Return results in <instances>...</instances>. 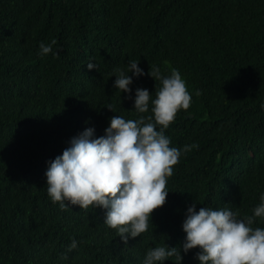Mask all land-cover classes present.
<instances>
[{
    "label": "trees",
    "instance_id": "1",
    "mask_svg": "<svg viewBox=\"0 0 264 264\" xmlns=\"http://www.w3.org/2000/svg\"><path fill=\"white\" fill-rule=\"evenodd\" d=\"M131 60L145 75L120 93L113 70ZM153 65L163 76L177 69L192 96L165 130L170 146L198 147L182 151L167 202L125 245L105 209L52 203L45 172L87 128L99 138L113 115L150 114L151 101L146 114L133 105L137 89L155 99ZM261 104L264 0H0V264H143L150 248H182L193 203L252 215L264 195ZM198 251H181V264H199Z\"/></svg>",
    "mask_w": 264,
    "mask_h": 264
},
{
    "label": "clouds",
    "instance_id": "2",
    "mask_svg": "<svg viewBox=\"0 0 264 264\" xmlns=\"http://www.w3.org/2000/svg\"><path fill=\"white\" fill-rule=\"evenodd\" d=\"M56 43L55 39L47 45L41 43L40 55L52 53ZM87 68L96 70L97 65L90 61ZM113 71V87L120 93L131 91L133 77L145 75L137 60ZM147 75L160 81V87L155 89V99L147 89H137L133 110L149 113L151 101L150 114L137 119L113 115L99 138L94 137L93 128H87L69 141V146L49 162L45 172L52 203L59 204L62 210L69 206L105 209L104 224L115 230L125 245L130 238L148 231L152 213L167 202L168 179L174 174L182 151L198 147H172L165 135L177 113L189 109L192 101L180 72L172 69L170 75L163 76L160 68L153 65ZM195 94L202 93L197 90ZM106 109L116 111L111 104ZM261 109L264 110V104ZM257 218L264 219V195L252 215L243 218L229 208L205 206L196 211L193 203L182 224L186 234L182 248L167 244L150 248L143 264H163L170 258L181 264V251L187 254L193 249L199 250L195 256L199 264H264V228L253 227ZM77 246L78 242L72 239L67 251ZM63 258L67 259V255Z\"/></svg>",
    "mask_w": 264,
    "mask_h": 264
},
{
    "label": "bare ground",
    "instance_id": "3",
    "mask_svg": "<svg viewBox=\"0 0 264 264\" xmlns=\"http://www.w3.org/2000/svg\"><path fill=\"white\" fill-rule=\"evenodd\" d=\"M118 34H119V33H118ZM122 39H123V38H122ZM122 39H121V40H122ZM122 41H123V40H122ZM120 42H121V41H120Z\"/></svg>",
    "mask_w": 264,
    "mask_h": 264
},
{
    "label": "water",
    "instance_id": "4",
    "mask_svg": "<svg viewBox=\"0 0 264 264\" xmlns=\"http://www.w3.org/2000/svg\"><path fill=\"white\" fill-rule=\"evenodd\" d=\"M191 117V116H190Z\"/></svg>",
    "mask_w": 264,
    "mask_h": 264
}]
</instances>
